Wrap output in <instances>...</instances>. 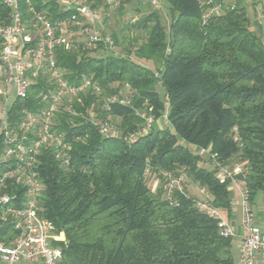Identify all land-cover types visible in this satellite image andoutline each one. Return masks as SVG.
<instances>
[{
    "label": "trees",
    "instance_id": "1",
    "mask_svg": "<svg viewBox=\"0 0 264 264\" xmlns=\"http://www.w3.org/2000/svg\"><path fill=\"white\" fill-rule=\"evenodd\" d=\"M119 1L122 12L131 4L140 6L138 12L143 5L150 8L141 0ZM165 1L169 27L160 11L150 9L127 26L124 41L112 34L126 55L57 50V64L68 72L70 83L90 77L105 95L127 85L133 91L131 105H113L108 113L99 109L96 98L74 104L78 112L93 107L97 118L114 122L121 136H103L83 117L59 114L56 129L66 137L70 166L63 167L50 151L39 156L43 215L64 239L57 244L65 264H236L233 239L221 236L215 220L184 195L167 200L145 176L147 168L184 174L230 216V182L221 183L212 161L191 146L211 148L230 167L242 165L245 172L237 179L250 203L264 191L261 32L254 30L241 4L204 22L201 0ZM35 3L53 19L68 15L59 11L57 0ZM0 12L7 16L1 0ZM142 61L161 62L162 68L156 71ZM43 87L34 84L28 98L13 103L12 123L23 109L42 106L36 95ZM138 110L151 111L157 122L148 135L128 142L126 137L143 125ZM165 114L168 121L161 120ZM1 229L0 240L10 244L17 232L11 224Z\"/></svg>",
    "mask_w": 264,
    "mask_h": 264
},
{
    "label": "built area",
    "instance_id": "2",
    "mask_svg": "<svg viewBox=\"0 0 264 264\" xmlns=\"http://www.w3.org/2000/svg\"><path fill=\"white\" fill-rule=\"evenodd\" d=\"M141 1L156 11L163 10L161 0ZM99 2H103L101 8L107 6L110 11L121 6L119 0H57L59 11L68 15L53 19L49 11L38 9L35 0H1L8 13L4 16L0 12V233L5 224H11L17 235L10 244L0 240V264H65L63 249L57 244L64 239L43 215L45 187L38 173L39 156L45 150L52 152L63 167L70 166L66 137L56 129L57 116H81L93 122L103 136L122 135L114 122L98 119L93 107L78 112L74 104L96 98L101 103L99 109L108 113L113 105H131V99L123 91L105 95L102 85L90 77L70 83L68 72L57 64L58 49L98 57L117 54L112 34L107 31L99 10L93 7ZM237 4V0H201L203 21L225 10H234ZM38 82L44 86L36 95L42 106L23 109L17 122L12 123L10 107L17 99L28 98ZM137 114L143 125L126 137L128 142L148 135L157 122L151 111L138 110ZM161 120L168 121L167 114ZM191 149L212 161L210 168L217 170L221 183L230 182L241 192L240 263L258 264L260 260L264 263V231L256 223L248 191L237 179L244 174V167L220 162L211 148L191 146ZM145 176L154 188H161L169 201L176 194L193 199L202 214L217 222L222 237L233 240L240 237L228 216L213 204L208 190L190 185L186 175L147 168ZM192 190L197 195L190 194Z\"/></svg>",
    "mask_w": 264,
    "mask_h": 264
},
{
    "label": "rangeland",
    "instance_id": "3",
    "mask_svg": "<svg viewBox=\"0 0 264 264\" xmlns=\"http://www.w3.org/2000/svg\"><path fill=\"white\" fill-rule=\"evenodd\" d=\"M161 1L164 4L163 10H160L164 16V24L166 25V27H169L170 17H169V14L167 12V9H166L167 2L165 0H161ZM139 7L140 6H137L136 4L127 5L124 8V12H122L119 9L110 11L108 9L109 7L99 8L98 10L100 12V15L102 16V20L104 22V25H105L107 31L110 34H113V33L117 34L118 36H120V40L124 41L123 40L124 36L127 37V34L130 33V31L128 32L126 30L127 26H129L130 24H134L136 21H138L142 17V15L148 14V13H150L151 10H154L152 7L147 8L145 5H143V7L140 8V9H142V11L138 12V11H136V8H139ZM249 17H250L251 23L254 27V30L257 32H262L261 26H263V19L261 18V16L259 17V20H258L259 24L256 22L257 21L256 18H253L252 14H249ZM133 32L135 33V30ZM262 38H263V34H262ZM263 40H264V38H263ZM126 45L127 44L124 43V46H126ZM116 51H117L116 52L117 54L126 55V53L122 50L121 47H118ZM142 64H144L145 66L150 67L152 69H155L156 71L158 69L162 68L161 62L154 64V63H147V62L142 61ZM157 88H158V91L163 93V87H161L159 85ZM132 93H133V91H132V89H130V87L123 89V94L126 97H129L130 99H131V96H133ZM235 188L237 189V187H235ZM190 194L197 195V192L195 190H192L190 192ZM232 200L235 204H237V203L241 204V201H242L241 194L239 192L234 193V195L232 196ZM241 209H242V207L240 208V210Z\"/></svg>",
    "mask_w": 264,
    "mask_h": 264
},
{
    "label": "crops",
    "instance_id": "4",
    "mask_svg": "<svg viewBox=\"0 0 264 264\" xmlns=\"http://www.w3.org/2000/svg\"><path fill=\"white\" fill-rule=\"evenodd\" d=\"M238 4H241L242 6L246 7L248 15L252 14L253 18H256V22L259 24V17L261 16L263 18V11L261 8L264 6V0H237ZM262 28V34L264 38V30L263 26ZM237 186L235 185H230L229 190L231 195L233 196L234 193L240 192V190L235 188ZM241 204L237 203L235 204L232 200V212L228 218L230 219L231 223L236 227L238 234L240 237L236 238L233 240L234 248H233V253L234 257L236 260V264H241L239 261V251H240V246L242 243V238L241 236L243 235V230L241 228V210L240 207ZM251 209L254 212L255 218H256V223L261 227V229L264 231V191L260 192L258 196L256 197L255 201L253 203H250ZM258 264H264L261 262V260L258 262Z\"/></svg>",
    "mask_w": 264,
    "mask_h": 264
}]
</instances>
